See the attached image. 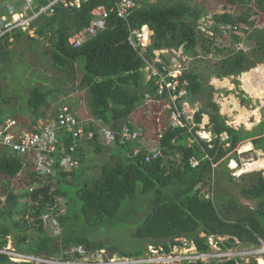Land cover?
I'll use <instances>...</instances> for the list:
<instances>
[{
    "label": "trees",
    "instance_id": "obj_1",
    "mask_svg": "<svg viewBox=\"0 0 264 264\" xmlns=\"http://www.w3.org/2000/svg\"><path fill=\"white\" fill-rule=\"evenodd\" d=\"M224 1L230 6L245 9L239 15L224 10L209 17V6L206 3L197 4L196 0H141L139 7L125 20L117 15L113 0H88L80 8L56 6L54 13L41 14L31 23L33 32L15 29L0 37V64L11 60L16 46L26 45L35 51L39 45L47 42L49 45L45 53L54 67L64 71L66 78L74 80L76 70L81 68L83 74L79 86L87 92L91 117L116 131L114 140H106L99 137V129L90 121L84 122L83 131L78 135L66 128L61 129L53 170L49 173L36 170L35 162L28 161L26 156L0 151L1 247L8 245L9 236H14L18 251L35 256L57 255L73 260L65 257L70 255L67 251L81 246L88 251L107 247L110 254L138 257L147 247L125 249L96 243L87 230H90L88 225L98 226L107 219L115 218L125 200H128L125 206L129 205L136 202L141 194L149 196L150 201L141 207L144 217L135 235L150 239L160 246L162 252L169 253L174 246L184 245L183 241L178 240L181 237L193 242L200 252L209 251V235L215 236L222 249L229 250L238 244L246 247L261 245L264 241L263 170L243 173L239 176L240 183L228 175L229 181L241 185L243 196L257 201L254 207L235 198H207L205 193L213 185V163L219 162L240 142L252 139L257 149H264V121L253 130L228 125L227 117L220 112V105L213 100L212 87L209 98L200 105L195 115L197 123L202 121L204 114L209 116L208 125L213 134L210 142L199 139L188 145L190 136L195 134L198 137V125L194 126L193 133L185 128H169L161 139L164 157L147 162L146 150L134 153L138 140L154 137L153 115L144 109L142 115L134 114L145 94H154L156 89L153 79L146 81L145 59L129 42L132 29L147 25L153 31L145 53L148 60L154 57L155 49L163 47L182 46L189 56H197L201 50L207 55L213 53L219 56L212 64V73L217 77L236 76L264 63V27H260L257 19L253 18L254 14L264 12V0ZM37 2L44 4L47 0ZM101 5L109 11L106 27L81 47L74 48L68 41L69 37L86 28L92 19V9ZM210 21L214 22L213 26H210ZM205 25L213 31V35L202 30L201 26ZM227 25L228 28H225ZM233 26H237V30H233ZM240 26L243 35H239ZM218 35L230 39L233 45L249 41H253L254 45L247 51L231 45L223 47L216 45ZM180 78L188 81V99L204 91L199 71H184ZM241 97L244 101L251 100L243 91ZM49 98L48 91L34 86L24 108L0 110V124L14 119L18 131L38 132L39 120L46 119L43 108L48 105ZM4 100L10 101L8 98ZM126 121L133 130L143 129L135 142L123 143L121 140L119 131ZM226 130L230 135L229 146L221 143L219 137ZM174 138L176 144L172 142ZM85 141L96 152L108 153L109 159L100 166L101 171L96 177L86 174V170L80 174L76 172L79 164L85 160ZM177 154L179 159L174 158ZM192 157L200 160L198 166L191 165ZM64 158L77 164L70 169L65 166L59 169ZM26 166L32 169L28 171V178L21 176ZM63 184L76 187L72 197L62 187ZM167 188L171 189V193H166ZM61 198L66 200L65 210L60 206ZM77 201L81 203L80 212L85 223L75 221L79 215L70 213ZM125 206L122 215L130 213L135 204L129 211L125 210ZM51 218L57 219L60 227L58 234L48 231L51 226L45 225ZM201 232L206 235L201 236ZM217 236L224 239L220 240ZM74 255L81 256L79 252H74ZM0 264L40 263L13 261L0 252ZM184 264L258 263L256 259L247 262L243 256H235L220 262L197 260L185 261Z\"/></svg>",
    "mask_w": 264,
    "mask_h": 264
},
{
    "label": "rangeland",
    "instance_id": "obj_2",
    "mask_svg": "<svg viewBox=\"0 0 264 264\" xmlns=\"http://www.w3.org/2000/svg\"><path fill=\"white\" fill-rule=\"evenodd\" d=\"M197 4L206 3L209 8L207 9V14L211 17L214 13H221L224 10L234 12V14H240L243 9L242 7H233L228 5L224 0H196ZM253 18L257 19L258 24L260 27H264V12L261 11L258 15L253 16ZM145 26V25H144ZM143 27V26H142ZM141 27V28H142ZM247 26H243V28ZM140 28V29H141ZM133 30V29H132ZM131 30V31H132ZM240 31L239 35L242 34V26L239 27L238 32ZM151 36L153 31L151 30ZM216 45H220L223 47H238L244 50H249L253 45V41H249L248 43H240L238 45H233L230 42V39L224 38L222 35H218L216 40ZM45 44V45H44ZM43 45H39L35 51L33 49L27 48L26 45L24 46H16L14 47L15 53L11 56V60L0 64V110L5 109H13V108H24L26 106V100L29 96L30 90L38 85L49 92V103L43 109L46 112V119L39 120V126L43 125L48 122H53L55 120V116L59 113V110L67 105L76 115L77 117L86 122L89 117H91L89 108H88V96L87 92L84 88L79 86V81L83 71L81 68L76 70V74L74 80L69 77H65L64 71L58 70L56 67L53 66L51 58L48 54L45 53V48L48 47V43L44 42ZM161 49H169L168 47H163ZM159 49V50H161ZM237 49V48H236ZM157 50V49H155ZM184 53V51H183ZM197 56H189L184 53L185 60L183 61L184 71L189 70H197L202 75V81L204 85V91L200 95L191 96L188 99V103L194 111L199 109L200 105L206 101L210 96L211 88L214 87L213 92V100L216 101L220 105V112L227 117V124L238 129L240 127L244 128L245 130H253L258 127L261 121H264V97L260 99L256 94H250L244 87H243V79L242 76L245 72L244 71L236 76H227V77H217L216 74L212 73L213 71V62L216 61L219 56L215 54H205L200 50ZM154 54V52H153ZM155 56V54H154ZM142 57V56H141ZM162 60L163 57L167 60V54H161ZM156 58V57H155ZM155 60V59H154ZM146 61V60H145ZM149 62H152L148 60ZM264 64V63H261ZM258 64V65H261ZM147 65V64H146ZM257 65V66H258ZM256 66V67H257ZM146 68V66H145ZM147 69V70H146ZM144 69L146 73V81L152 80V78L148 79V72L151 74L150 69ZM180 77V76H179ZM181 79V78H180ZM238 82H235V80ZM186 80V79H184ZM187 81V80H186ZM154 82V78H153ZM183 82V80H181ZM264 83V81H262ZM224 83V84H222ZM188 84V81H187ZM185 85V87L187 86ZM155 85V84H154ZM156 89V86H155ZM187 89V87H186ZM188 91V89H187ZM245 94L247 98H250V101H243L241 97V93ZM147 92L146 94H148ZM156 93V91H155ZM143 100L142 106L139 105L135 116L142 115L143 107L145 103V97ZM4 98L10 99L9 102H6ZM229 100L233 102V100L237 103L240 108H246L248 110L253 111V114L247 117L249 126L246 125L244 122H238L237 114L239 113L237 110H232V113H227L223 111V101ZM235 103L233 102L232 105ZM236 105V104H235ZM152 108V115H153V124L152 129L154 132V137H156V131L158 130L157 125V117L159 116V111L156 109L154 105L151 106ZM259 112H258V111ZM145 111V110H144ZM258 112V113H257ZM231 114V116H229ZM259 114V116H258ZM196 115V112H195ZM14 120V119H7L4 123ZM194 122L196 125L199 126L200 129L196 130L199 139H204L205 141L210 142L213 138V134L209 129V116L204 114L202 117V121L197 123L194 118ZM237 122V123H236ZM2 123V124H4ZM160 123L167 125V112L164 110L160 115ZM1 125V124H0ZM151 127V125H150ZM194 128V127H193ZM186 129V128H185ZM227 131V130H226ZM22 132H25L22 130ZM28 132V131H26ZM152 132V133H153ZM201 132L202 136L198 133ZM205 132V133H204ZM228 132V131H227ZM207 133V134H206ZM229 133V132H228ZM230 139V135H229ZM153 139L149 142V148L155 146L156 143H152ZM225 145L229 144L228 142H221ZM230 145V144H229ZM228 145V146H229ZM86 148L85 153V160L83 163L79 164L78 170L76 172L78 174L84 172L86 170V174L92 177H96L99 175L101 169L100 166L108 161V153L106 151L96 152L94 147L85 141L84 144ZM36 152H32L26 155L28 161H35L36 159ZM24 156V155H23ZM254 157L253 160L248 161L249 158ZM179 159L178 154L176 157ZM263 159L264 158V149H257L252 139H247L238 144L233 150L228 152L219 162H215L213 164L214 171L212 173L214 186H210L209 190L205 193L207 198L212 197L215 199H219L218 196H224L226 198H235L236 200L241 201L244 204H248L251 207L256 206L257 201L251 200L246 198L241 193V185L239 176L243 173L255 171V170H263L264 168H253L247 169L246 165L249 162H253L256 159ZM225 162H227V166H225ZM243 169V170H242ZM28 171H32L31 167L26 166V168L22 171L21 176L28 178ZM232 175L234 180L236 181H229L228 175ZM264 175V173H263ZM216 184V185H215ZM62 187L69 191V197L73 196L74 190L76 187L74 185H66L63 184ZM21 191V190H17ZM222 193L221 194H219ZM166 193H171V189L167 188ZM67 196V197H68ZM128 200H125L122 206V209L118 216L113 219H107L102 224L98 226H90V230H87L90 238H92L96 243L102 242L108 245H113L115 247L120 248H139V247H147L146 251L141 255L142 257L145 255H153L156 258L146 259V264H184L181 262L183 258L189 260H203L205 262L210 260L215 261H223L233 258V256H243L245 260L248 262L252 261L253 259L257 260L258 264H264V244L256 245V246H244L242 244H238L236 247H232L228 249H222V247L217 243L215 240V236L209 235L208 241L211 244V250L209 251H199L197 250L196 246L193 242H189L184 238H178V240L183 241L184 245H176L173 247L174 252L177 255L173 256H165L166 253H162L159 250L160 246H157L155 243L150 241V239L139 238L135 235L137 227L142 223L143 220V212L142 208L143 205L149 203V196L145 194H141L140 198L136 200V202L130 203L126 205ZM60 206H62V210L66 207V200L61 198ZM135 204L133 210L130 213H126L122 215V211L125 206V210L129 211L130 207ZM80 201L75 202L74 208L70 213L74 215H79L75 221L84 222L85 219L81 215L80 212ZM61 214V213H60ZM46 226H48V220L46 221ZM83 225V224H82ZM80 227V225H79ZM82 228V226L80 227ZM56 229L60 230L59 225L56 226ZM55 230L50 227L48 231ZM59 232V231H58ZM50 233V232H49ZM201 236H205L204 232H201ZM218 237V236H217ZM211 238V239H210ZM220 240H223L224 237H218ZM15 238L14 236H9V242L6 246H14L15 247ZM17 247V246H16ZM0 248H3L0 246ZM18 248V247H17ZM105 249L109 251L107 247ZM2 249H0L1 251ZM199 253L203 254L200 255ZM192 254V255H191ZM194 254V255H193ZM199 254V255H195ZM114 255H118L114 253ZM224 255V256H222ZM57 257V255H55ZM128 257V256H127ZM133 259V257H131ZM20 257H18V260ZM145 260V259H143ZM86 261V260H83ZM129 262H132L129 260ZM153 262V263H152ZM193 262V261H191ZM86 263H88L86 261Z\"/></svg>",
    "mask_w": 264,
    "mask_h": 264
},
{
    "label": "built area",
    "instance_id": "obj_3",
    "mask_svg": "<svg viewBox=\"0 0 264 264\" xmlns=\"http://www.w3.org/2000/svg\"><path fill=\"white\" fill-rule=\"evenodd\" d=\"M87 1L88 0H47V3L39 4L37 0H0V37L15 29H21L23 31L30 30L33 32V30L30 29L31 23L41 14L48 13V15H50L54 13L56 6H62L68 9L80 8L82 4ZM113 1L117 15L122 19L128 20L133 10L139 7L141 0ZM91 14L92 19L89 25L69 37L68 41L74 48L81 47L83 43L106 27L109 11L105 6L101 5L93 8ZM209 23L211 24L210 26L214 25V22L211 23L210 21ZM228 26L229 25L225 28H228ZM201 28L208 34L213 35V31L210 28H206V25L201 26ZM233 30H237V26H233ZM151 33L152 32L145 25L141 29H133L129 36L130 44L136 50L138 49L139 54L146 60V68L151 71V74L148 72V79L154 78V84L156 86V93L146 94L143 107L145 112L149 115H152V105H154L159 111V116L156 119L158 125L156 137L141 138L138 140V145L134 150L135 154L142 149L146 150L145 160L147 162L164 157L163 149L161 147V139L163 138L166 129L171 128L172 130H178L180 128H186L188 132L193 133V127L196 125L194 122L196 111H194L187 102L188 91L185 87L187 81L183 80V82H181L179 77L184 71L183 61L185 60V55L183 53V47H169V49L154 50L155 56L150 60L152 62H149L145 53L147 51L146 48L150 43ZM162 53L167 54V60L165 57H163L162 60ZM164 110L167 112V125L160 123V115ZM87 121L92 122L99 129L100 138L106 140L115 139L116 131L111 130L107 125L102 124L93 117H89ZM15 124V120H10L0 125V151L17 153L22 156L36 152L37 155L34 161L35 169L40 172L49 173L53 170L52 163L57 153V142L59 143L58 135L60 130L66 128L71 132L74 131L75 135H78L79 132L83 131V125L85 123L77 119L76 114L65 105L59 110V113L53 122L38 126V132L18 131L15 128ZM119 132L122 136L121 140L123 143L125 141L135 142L138 139L139 133L143 132V129L139 128L133 130L129 126L128 121H126L121 125ZM198 133L202 136L201 132ZM89 134L92 135V133ZM219 137L221 142H228L229 133L223 131ZM152 139V143L156 144L154 147L149 148V142ZM194 141H199V138L195 134L188 138V145H191ZM172 142L173 144H176V138H174ZM71 149H74V147ZM253 159L254 157L252 156L248 161ZM199 162L200 160L196 157L190 159V163L193 167L198 166ZM76 164L77 162L74 160L64 158L58 168L61 169L62 166H65V168L70 169ZM49 225L51 228L55 229L52 230L54 234L59 233L58 231L60 230L58 229L57 231L56 229V226L58 225L57 219L51 218L48 220V226ZM263 244L264 241H262V245ZM0 249H2L0 252L7 254L13 261H34L40 264H146V259L156 258L150 254L143 257L141 255L138 257L130 255H127L128 257L119 255L109 256L105 249L88 251L81 246H74L67 251V254L70 255L65 257L71 259L74 258L73 260H68L67 258H64V256L46 257L26 254L18 251L14 246H5ZM262 251H264V249ZM74 252H79L81 256L76 257ZM199 254L203 255L201 253ZM199 254L195 255L197 256ZM173 255H177L176 252L171 251L166 253L165 256ZM18 257H20L19 260ZM131 257H133V259ZM83 260H86L88 263ZM129 260L132 262H129ZM185 261L188 260L185 258L181 260L183 263ZM191 261L195 260H189V262Z\"/></svg>",
    "mask_w": 264,
    "mask_h": 264
},
{
    "label": "bare ground",
    "instance_id": "obj_4",
    "mask_svg": "<svg viewBox=\"0 0 264 264\" xmlns=\"http://www.w3.org/2000/svg\"><path fill=\"white\" fill-rule=\"evenodd\" d=\"M242 79H243V87L250 94L254 93L260 99H262L264 97V83L262 82V81H264V64L258 65L257 67L252 69L251 72L250 71L245 72L242 76ZM222 84H224V83H222ZM233 102L236 105L235 104L232 105ZM233 102H232V100L231 101H229V100L223 101V111H225L227 113H232V110H234V109L237 110L239 112L237 114L238 122H244L246 125L249 126V122H248L247 117L249 115L253 114V111L248 110L246 108H240L234 100H233ZM229 116H231V114ZM258 116H259V114H258ZM259 167L264 168V158L263 159H261V158L256 159L253 162H249L246 165L247 169L259 168Z\"/></svg>",
    "mask_w": 264,
    "mask_h": 264
},
{
    "label": "clouds",
    "instance_id": "obj_5",
    "mask_svg": "<svg viewBox=\"0 0 264 264\" xmlns=\"http://www.w3.org/2000/svg\"><path fill=\"white\" fill-rule=\"evenodd\" d=\"M147 26V25H146ZM148 27V26H147ZM148 29H149V27H148ZM150 30V29H149ZM151 31V30H150ZM150 42H151V36H150ZM149 45V44H148ZM184 72V71H183ZM213 184H214V182H213ZM213 186V185H212ZM107 254L109 255V256H112V255H114V254H110L109 252H107ZM120 256V255H119Z\"/></svg>",
    "mask_w": 264,
    "mask_h": 264
},
{
    "label": "crops",
    "instance_id": "obj_6",
    "mask_svg": "<svg viewBox=\"0 0 264 264\" xmlns=\"http://www.w3.org/2000/svg\"><path fill=\"white\" fill-rule=\"evenodd\" d=\"M135 113V112H134ZM143 112H141V114H142Z\"/></svg>",
    "mask_w": 264,
    "mask_h": 264
},
{
    "label": "flooded vegetation",
    "instance_id": "obj_7",
    "mask_svg": "<svg viewBox=\"0 0 264 264\" xmlns=\"http://www.w3.org/2000/svg\"><path fill=\"white\" fill-rule=\"evenodd\" d=\"M250 99V98H249ZM244 101V100H243Z\"/></svg>",
    "mask_w": 264,
    "mask_h": 264
}]
</instances>
